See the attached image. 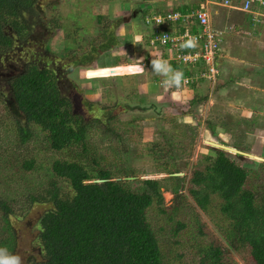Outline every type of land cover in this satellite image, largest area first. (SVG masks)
Listing matches in <instances>:
<instances>
[{
	"label": "rangeland",
	"instance_id": "1",
	"mask_svg": "<svg viewBox=\"0 0 264 264\" xmlns=\"http://www.w3.org/2000/svg\"><path fill=\"white\" fill-rule=\"evenodd\" d=\"M47 2H53V5L46 7ZM56 2L40 0L42 7L37 9L39 25L19 45L9 62L0 66V196L8 200L17 199L16 210L8 219L15 237L14 248L10 252L20 256L23 264L43 262L36 235L37 221L44 212V206L38 202H27L24 196L41 192L48 178H52L49 166L59 156L49 149L44 133L36 125L25 124L23 116L8 98L5 78L21 71L22 61H33L41 67L46 62L56 71L58 86L72 101L74 113L91 124L87 134L90 150L111 161L113 168L131 165L141 178L163 180L164 203L171 204L173 190H176L185 197L200 224L225 244L211 217L194 204L184 187L191 169L204 165L205 156L214 157L211 150L215 148L208 142L235 146L240 151L264 158V90H256L257 82H262L257 78L251 79L256 81L254 91L257 93L254 96L250 94L249 101H246V96L253 89H235L236 94L227 98V95L212 91L206 81H197L194 87L192 84L181 85L178 89L173 87V90L163 86L164 77L155 75L148 66V58L152 55L150 58H153L155 52L146 46L148 30L141 24L139 10L145 8L153 12V6L177 8L179 0H60L55 5ZM97 16L105 17L101 24L97 23ZM220 23L216 18L215 26ZM248 24L251 34H257L252 39L262 42V24ZM109 30L114 37L108 36ZM137 36L141 37L138 43ZM224 39L229 42L232 37L224 34L223 46ZM238 47L235 46V52ZM225 49L230 52L234 44L229 42ZM229 102L231 107L225 111ZM253 105L256 107L252 108ZM257 106L263 108V114L250 115ZM107 114H113L114 119L109 120ZM215 114L223 116L219 127L216 126ZM25 131L27 136H24ZM155 144L169 147L170 157L158 162L154 160L149 150ZM30 160H34V169L26 170L24 164ZM235 160L240 164L243 162L238 158ZM173 168L182 170L166 171ZM174 173L182 175L173 176L174 180H165ZM184 176L185 179L182 178ZM261 176L256 184L264 187V175ZM60 185L67 189L64 182ZM182 220L186 224L184 228L179 235L172 234L167 242L171 252L167 254L168 264H209L204 260L195 224L187 223V218ZM218 222L222 225L221 221ZM3 225L0 220V240H4L0 245L5 247L10 232ZM229 250L232 264H251L240 254Z\"/></svg>",
	"mask_w": 264,
	"mask_h": 264
},
{
	"label": "trees",
	"instance_id": "2",
	"mask_svg": "<svg viewBox=\"0 0 264 264\" xmlns=\"http://www.w3.org/2000/svg\"><path fill=\"white\" fill-rule=\"evenodd\" d=\"M38 7H42L40 0H0V66L9 62L39 25ZM154 8L152 13L161 16L174 12L190 15L200 9V3L171 10ZM144 9L139 12L145 26L144 17L151 12ZM104 19L97 16V23ZM174 24L167 27L183 30L185 25L181 21ZM191 30L197 29L192 26ZM108 34L114 37L112 32ZM21 63V71L5 78L8 98L25 124L36 125L44 133L49 149L59 154L49 166L52 178L41 192L24 196L25 201L44 206L36 235L43 255L41 264H168L167 254L171 252L167 242L184 228L183 218L195 224L196 233L193 232L209 264H232L229 249L251 264H264V187L256 184L264 175V163L253 161L244 164L249 167L244 166L249 159L210 149L214 157L205 156L204 165L191 169L184 190L216 224L225 244L219 242L200 224L185 197L176 190L171 204L164 203L163 180L142 179L131 165L113 168L111 161L90 150L87 134L91 124L74 113L72 101L58 86L56 71L46 62L43 67L33 61ZM180 71L184 76L191 75L185 67ZM194 85L195 82L191 86ZM107 117L114 119L113 114ZM207 127L211 128V124L207 123ZM149 154L158 162L170 157L171 150L155 144ZM33 161L24 164L26 170L34 169ZM179 170L182 169H166ZM174 179L172 176L165 180ZM63 182L66 190L60 185ZM16 201L0 196V220L11 234L4 243L9 251L14 248L15 237L8 219L16 210Z\"/></svg>",
	"mask_w": 264,
	"mask_h": 264
},
{
	"label": "crops",
	"instance_id": "3",
	"mask_svg": "<svg viewBox=\"0 0 264 264\" xmlns=\"http://www.w3.org/2000/svg\"><path fill=\"white\" fill-rule=\"evenodd\" d=\"M197 3H200V7L204 8L208 12L210 22L214 27L224 30L223 35H231L232 40L229 42L234 44V49L230 52H227L225 48L229 42H226V39H224V46L221 43L219 54L216 59L217 68L219 70L218 79L214 84L211 85V90H216V93L219 95H227V98H232L236 94L235 89H246L247 91L248 89H253L251 93H249V91L247 93L248 95L246 96V101H249V95L251 94L254 96L255 93H257L254 91L256 88V81L251 79L257 78L260 82H262H257V91L264 90V8H259L256 12L250 14L243 13L237 9L222 7L219 5V0H179V6L181 7L183 5H193ZM168 6L169 4L167 7ZM171 9L174 8H168V10ZM252 17H255V20H252ZM216 18L219 22H221V25L215 26L214 22ZM234 21H238L237 24L234 23ZM248 23L262 24L260 29V36H263V39L261 38V40H263L262 42L252 39L254 36L256 37L257 34H251V29L248 27ZM229 26L231 29L225 30V28ZM147 30L148 29H146V31ZM146 46L148 49H150V51L155 52V54L162 52V54L167 56L170 55V51L165 48H162L161 50L151 49L148 46L147 41ZM235 46H239L238 51L236 50L237 52H235ZM181 68L182 67L179 66L178 70ZM189 70L191 71L192 69L190 68ZM155 79L157 80V77H155ZM174 88L178 89L177 87ZM170 90H173V88H170ZM171 92L172 91H170V93ZM227 100L235 102L234 99ZM229 106L231 107L230 102L226 104V108H224V110L227 111V107L229 108ZM253 107H256V105H253L252 108ZM262 109L263 108L261 106H257L255 111L251 110L250 115L260 116L263 114V111H261ZM229 118H231V116H229ZM222 120L223 116H220L219 114V116H217V121L219 122ZM219 124H221V122L217 123L216 126L219 127Z\"/></svg>",
	"mask_w": 264,
	"mask_h": 264
},
{
	"label": "built area",
	"instance_id": "4",
	"mask_svg": "<svg viewBox=\"0 0 264 264\" xmlns=\"http://www.w3.org/2000/svg\"><path fill=\"white\" fill-rule=\"evenodd\" d=\"M219 5L252 14L259 8H264V0H219ZM252 20H255V17H252ZM177 21L185 24L183 30L167 27L169 23L172 26H176L174 23ZM144 24L146 29H148V46L154 50L157 49L156 47L162 46L160 50L165 48L170 51L169 56L159 52L154 57H162L168 63L193 70V72L191 70L190 76H184V81L181 85L187 86L197 81H206L209 85H212L216 82L219 74L216 59L219 54L224 30L218 29L211 24L209 14L204 8L200 7V9L192 11L190 15L174 12L161 16L151 12L144 17ZM192 26H195L197 30L192 31ZM230 29V26L225 28V30ZM188 35L197 38V46L182 51L179 48V43L181 38ZM165 36L167 37L166 42ZM150 57L148 58L149 67L152 59Z\"/></svg>",
	"mask_w": 264,
	"mask_h": 264
},
{
	"label": "clouds",
	"instance_id": "5",
	"mask_svg": "<svg viewBox=\"0 0 264 264\" xmlns=\"http://www.w3.org/2000/svg\"><path fill=\"white\" fill-rule=\"evenodd\" d=\"M159 22V21H158ZM141 37L137 36V43L140 42ZM167 37L165 36V42ZM197 46V38L194 36H186L181 38L179 48L183 50L195 48ZM143 71L144 65H140ZM150 69L155 75L163 76V86L168 88L180 87L184 81V74L178 69H173L172 66L162 57H153L150 60ZM0 264H23L22 258L15 253L10 252L6 247H0Z\"/></svg>",
	"mask_w": 264,
	"mask_h": 264
},
{
	"label": "water",
	"instance_id": "6",
	"mask_svg": "<svg viewBox=\"0 0 264 264\" xmlns=\"http://www.w3.org/2000/svg\"><path fill=\"white\" fill-rule=\"evenodd\" d=\"M212 147H214L215 149H220L222 151H225L228 154L234 155V156H239V157H243L249 160H255L257 162H261L264 163V158L258 155H252L243 151H240L234 147H230V146H226L223 144H219L216 142H208ZM182 175L181 173H174V174H169L168 176H180ZM142 179H148V178H142ZM113 180H117V179H113ZM103 180H94V183H101Z\"/></svg>",
	"mask_w": 264,
	"mask_h": 264
},
{
	"label": "flooded vegetation",
	"instance_id": "7",
	"mask_svg": "<svg viewBox=\"0 0 264 264\" xmlns=\"http://www.w3.org/2000/svg\"><path fill=\"white\" fill-rule=\"evenodd\" d=\"M38 253H40V250L38 251Z\"/></svg>",
	"mask_w": 264,
	"mask_h": 264
}]
</instances>
